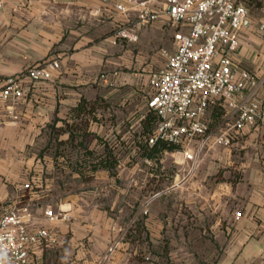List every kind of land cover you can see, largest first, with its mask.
Returning a JSON list of instances; mask_svg holds the SVG:
<instances>
[{
    "label": "crops",
    "instance_id": "1",
    "mask_svg": "<svg viewBox=\"0 0 264 264\" xmlns=\"http://www.w3.org/2000/svg\"><path fill=\"white\" fill-rule=\"evenodd\" d=\"M149 1L156 10L164 7L165 0ZM126 2L0 0V81L33 67L59 63L51 80L26 84L27 96L17 109L19 122L0 127V202L10 204L20 185L37 175L40 180L46 173L45 180L53 188L50 198L34 196L32 200L37 205L49 202L68 220L48 225L58 244L44 251L39 264H264V131L247 128L237 134L232 144L249 138L261 140L260 147L250 153L224 151L223 167L214 171L197 169L199 156L191 170H197L191 184L177 183V166L176 171L163 159L176 156L193 164L184 153H193L191 146H197V141L189 148L165 151L158 176L152 170L154 160L138 157L145 169L141 181L134 177L139 162L131 163L130 153L118 166L116 177L99 170L84 181L75 172L82 151L69 132L58 131L65 123L80 121L72 117L74 108L90 104L102 120L90 125L91 148L97 152H102V146L93 140L94 135L112 140L119 136L129 144L139 125L137 117L125 123L117 111L120 101L109 100L101 91L104 84H131L132 78L118 72L115 59L129 68L128 48L143 46L147 32L154 30L139 25L134 10H117ZM161 19L155 22L157 30L168 29V19ZM119 28L131 29L138 41H115ZM175 31L174 26L168 29L172 53ZM253 41L250 30L240 35L235 62L263 79L264 52L251 46ZM214 109L221 110L215 107L208 112L210 129H216L224 117H215L219 111ZM62 141L67 159L57 157ZM172 171L169 182L165 177ZM42 212L38 208L35 215L40 217ZM117 241L118 248L110 253Z\"/></svg>",
    "mask_w": 264,
    "mask_h": 264
},
{
    "label": "built area",
    "instance_id": "2",
    "mask_svg": "<svg viewBox=\"0 0 264 264\" xmlns=\"http://www.w3.org/2000/svg\"><path fill=\"white\" fill-rule=\"evenodd\" d=\"M116 8L122 13L134 10L139 25H151L165 16L176 28L175 51L168 56L166 67L149 81L148 108L159 117L150 145L166 142L189 148L197 141L194 153H184L194 167L211 144L230 147L247 128L264 131V78L235 62L240 35L253 24L241 0H165L161 11L149 0H127ZM260 34L264 42V21ZM121 39L136 43L138 35L119 28L114 40ZM58 69L59 63L53 61L1 80L0 127L19 122L17 109L27 96L26 84L49 81ZM215 107L225 113L218 127L210 129L208 112ZM32 189V182L20 185L14 200L0 211V264H39L44 251L58 244L48 225L68 217L49 202L37 205L28 196ZM38 208L43 211L40 217L35 215ZM119 244L115 242L110 253Z\"/></svg>",
    "mask_w": 264,
    "mask_h": 264
},
{
    "label": "rangeland",
    "instance_id": "3",
    "mask_svg": "<svg viewBox=\"0 0 264 264\" xmlns=\"http://www.w3.org/2000/svg\"><path fill=\"white\" fill-rule=\"evenodd\" d=\"M241 1L249 9L253 21L250 31L253 34V40L255 42H250V45L256 48L259 53L264 52L262 50L264 42L260 34V25L264 21V0ZM154 25L155 23L148 26V28L153 26L154 30L150 29L147 32L148 36L145 38V43H143V46L145 45V47L138 44L134 46L130 45V48H128V60L131 62V66H129V68H127L125 61L115 59V63H117V67L119 68L118 72L122 71L125 76L132 78L131 84L127 83V81H124L118 84L117 87H108L106 84L101 86L103 87L101 88V91L104 97H107L109 100L114 101L115 103H119L118 101H120L121 104L118 105L121 107H119L117 111L120 117L125 119V123L131 121L134 117L136 118L139 115L150 113V110L148 109V101L151 96V90L148 84L149 75L150 73H156L163 70L168 56L172 53V36L169 34L168 29H172L173 26L169 23V21H166L168 29L164 28V30H157L159 26ZM122 49L125 51L126 47ZM97 83H100L99 80ZM116 89H118V91H114ZM136 129L138 128H135V130ZM242 141L243 143L232 144L230 147L211 144L199 155L200 165L197 169H200L202 173H207L209 170L214 171V169L223 167L225 156L224 151H226V154H228L229 152L227 150L231 151L237 149L239 151L243 150L250 153L251 150H256L260 147L261 140L259 141L257 139L247 138ZM38 143L39 142L36 144ZM34 148L39 149L37 146H32V149ZM196 148L197 146L194 144L191 146L193 153L196 151ZM163 160L165 164H167L169 167H174L176 171L177 166L179 174V177L176 179L177 183L187 182L186 184H191L193 179L196 180L195 174L197 170L191 173L193 164L188 162L183 163V159L180 157L176 158V156H165ZM131 163H138L135 165V179L137 181L143 180L145 169L142 166V161L138 160L136 163L131 161ZM152 166V169L159 170V161L152 162ZM212 168L213 170H211ZM6 206H8V203L6 204L0 202V211L3 208H6Z\"/></svg>",
    "mask_w": 264,
    "mask_h": 264
},
{
    "label": "trees",
    "instance_id": "4",
    "mask_svg": "<svg viewBox=\"0 0 264 264\" xmlns=\"http://www.w3.org/2000/svg\"><path fill=\"white\" fill-rule=\"evenodd\" d=\"M95 110V107L90 106V104L79 105L74 108L71 113L73 119H78L80 121H76L73 124L65 123L64 126L58 130L59 134L69 132L73 143L76 142V146L81 149L82 154L77 160L75 172L79 174L84 181H90L99 170H105L111 177H116L118 174V166L124 156L129 155V153V158L135 163V160H138V157L159 161L161 155L165 151L175 152L181 147L166 142H157L154 145L149 144V140L159 122V117L150 110V113L143 114V117H137V119L140 120L137 127L138 129L135 130L134 138L129 144L123 142L119 136L112 140L94 135L93 140L98 146H102V152H97L95 147L91 148V141L89 139L92 135L90 132L91 121L98 123L102 121L95 116ZM214 111L218 112L219 110L214 109ZM224 113L225 111L221 109L215 117H221ZM75 138H78V141H76ZM63 146V141L58 144L59 150L57 152V157L67 159ZM133 151L134 155L132 154ZM152 170L156 176L160 174V168L159 170ZM173 175V171L169 172L168 176L165 178H168V181L170 182L172 180L170 176ZM45 176L46 173H43L42 176H40V180L38 179V175L36 179L34 178V180H30L33 184V189L29 191V197L41 196L45 199L50 198L53 188L51 186L49 187L45 180Z\"/></svg>",
    "mask_w": 264,
    "mask_h": 264
}]
</instances>
